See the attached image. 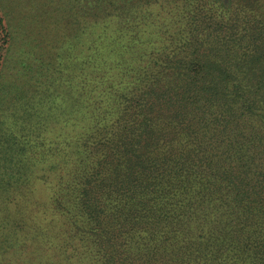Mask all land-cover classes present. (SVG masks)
<instances>
[{
  "label": "trees",
  "instance_id": "trees-1",
  "mask_svg": "<svg viewBox=\"0 0 264 264\" xmlns=\"http://www.w3.org/2000/svg\"><path fill=\"white\" fill-rule=\"evenodd\" d=\"M23 2L5 139L44 165L0 181V263L264 264V0Z\"/></svg>",
  "mask_w": 264,
  "mask_h": 264
},
{
  "label": "rangeland",
  "instance_id": "rangeland-1",
  "mask_svg": "<svg viewBox=\"0 0 264 264\" xmlns=\"http://www.w3.org/2000/svg\"><path fill=\"white\" fill-rule=\"evenodd\" d=\"M23 1L24 0H0V17H8L9 25L5 28V30L7 33V39L9 32V38L11 40V42L6 41L4 45H2V48H0V67L1 69L6 65L10 66V68H12L13 65H18V67H21L19 65V60L23 59L25 62H28L30 68L37 69L45 73L47 69L46 66L41 65L42 63H40V61H34L29 53L33 51L34 53H31L34 54L33 56H36V58H43L46 51L44 53L45 49L43 50L40 46L38 47L41 48L40 50H38V48L31 49L30 46H28V42L26 39L29 38L25 36H33V34L36 32L33 24L35 18H30V16H32L30 15V13L32 14V12H30L32 11V7L29 5H25L26 3L23 4ZM34 2L40 3V0H34ZM21 15H23L24 17L21 18ZM2 33L0 29V38L2 37ZM19 35L23 38H20ZM23 52L27 53V57L17 60L16 54H23ZM11 58H13V60H11ZM27 81L28 78H24V80L21 81L17 88H19V90L25 88L27 85ZM7 82H9L8 77L6 75H3V78L0 82V86H2V89L0 87V101H6L7 104L3 107L0 105L1 114L3 112V108H7L9 106L8 100L11 98H8V96L6 95L7 88H3ZM9 124V117H7L6 114H2L0 116V181L6 179L7 175L5 174V171L9 172L13 170V174L9 179V183L11 185L16 184L18 187H36L38 186V182L33 179L32 174L33 171L37 172L40 166L44 165V161H42V163H39V165L35 168V166L32 165L34 164V162H28L27 158L24 157V154L31 152L32 148L23 149L21 146V139H5L11 135V133L9 132H13L14 134L18 133L12 127L8 128ZM18 170H20L21 172H19ZM1 176H3V178H1Z\"/></svg>",
  "mask_w": 264,
  "mask_h": 264
}]
</instances>
